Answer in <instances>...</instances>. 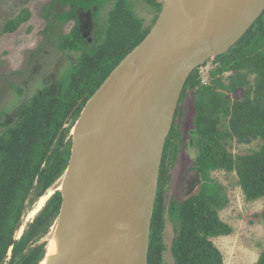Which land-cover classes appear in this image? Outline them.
I'll list each match as a JSON object with an SVG mask.
<instances>
[{"label":"water","instance_id":"95a60500","mask_svg":"<svg viewBox=\"0 0 264 264\" xmlns=\"http://www.w3.org/2000/svg\"><path fill=\"white\" fill-rule=\"evenodd\" d=\"M154 1L161 9L151 30L73 125L54 191L60 211L39 264H148L163 152L186 81L231 50L264 12V0ZM29 216L16 226L9 254Z\"/></svg>","mask_w":264,"mask_h":264},{"label":"trees","instance_id":"16d2710c","mask_svg":"<svg viewBox=\"0 0 264 264\" xmlns=\"http://www.w3.org/2000/svg\"><path fill=\"white\" fill-rule=\"evenodd\" d=\"M156 8L160 9L159 5L156 4ZM41 15L49 21L50 6L44 7ZM30 16L27 8L21 9L15 17L3 23L1 33L15 32ZM146 32L123 47L97 86L91 88V95ZM211 61L216 66L210 72L211 80L203 84L197 68L187 79L180 99L184 101L188 91L195 98L194 128L188 133V145L196 150L192 170L199 178L200 187L182 202L174 200L165 207V174L180 153L181 135L176 120L181 114L177 111L159 172L148 264H163L165 215L177 222L170 246L173 264H223V256L212 239L230 235L232 228L219 218L218 213L226 206L227 200L224 187L211 178L212 172L235 173L237 186L246 202L264 200V12L231 50ZM227 73L230 75L225 82L222 77ZM236 90L242 91L241 96L231 100L227 94ZM42 98L44 104L34 101L27 110L22 106L18 123L0 133V264L8 257L13 233L36 178L38 182L44 181L46 190L60 179L68 163L69 146L63 151L52 152L49 158L56 156L57 159L54 157L49 169H42L59 129L50 107L54 99L47 94ZM37 99L40 97L34 100ZM253 141L261 142L253 152L242 156L230 153L231 144L247 145ZM60 205L61 197L55 195L28 225L23 236L13 245L14 257L10 264H39L43 260L47 242L34 244L50 233ZM257 218L264 226V207ZM255 264H264V251Z\"/></svg>","mask_w":264,"mask_h":264},{"label":"flooded vegetation","instance_id":"af4514ba","mask_svg":"<svg viewBox=\"0 0 264 264\" xmlns=\"http://www.w3.org/2000/svg\"><path fill=\"white\" fill-rule=\"evenodd\" d=\"M156 4L154 0H49L44 5V7L50 6L51 16L49 21L42 17L44 28L40 40L35 48L30 49L29 54H35L36 60L27 75L25 71L15 73L16 79L11 82V84L17 83V85H13L16 91L20 93L23 92V89L26 91L25 96L21 95L24 96L22 105L25 110L29 109L34 101L37 104H44L45 102H42L44 94L54 99V104L50 107L53 108L54 122L56 126H59V129L55 133L42 169H49L53 165L56 156L53 155L54 157L49 158L52 152L54 154L55 151H63L64 148L71 146L73 125L91 96V88L97 86L103 73L113 63V59L120 55L124 46L132 44L145 31L151 30L161 9L160 5V9L156 8ZM145 20L148 21L147 25H145ZM2 28L0 36L13 34L19 29L13 33H1ZM52 49L57 50V52L54 51L55 63L46 67L42 56H49V51ZM32 80L34 82L28 86ZM40 81L43 87L42 91L38 88ZM11 84H7V78L0 81V85ZM29 88L34 93L27 98ZM38 97L40 100H34ZM20 106L14 107L9 113L0 115L4 118L3 121H0V133L18 123L21 111H23ZM1 124L5 126H1ZM68 159L69 156L67 161ZM195 176L196 178L186 185L187 194H193L200 185L199 178L196 174ZM55 183L44 190V181L38 182V178H36L34 189L21 211L17 225L22 223L26 215H30L38 197L49 191L47 193L49 199L47 198L41 212L55 195H60L58 192H54L55 189H51ZM42 197L38 199L37 203ZM34 218L28 221L22 234L16 240H20ZM30 247L31 243L28 244V249ZM9 257L11 263L14 257L13 252L10 255L8 253Z\"/></svg>","mask_w":264,"mask_h":264},{"label":"rangeland","instance_id":"374dc122","mask_svg":"<svg viewBox=\"0 0 264 264\" xmlns=\"http://www.w3.org/2000/svg\"><path fill=\"white\" fill-rule=\"evenodd\" d=\"M27 1L28 0H0V29L5 21L15 17L23 8H27L31 14L30 20L23 24L15 33L0 36V81L7 78V84H11L12 81H15V73H22L23 71H25V73L27 72L26 75L29 73L28 70L31 69L34 60H36L35 54H29L31 52L30 49L37 46L42 29L44 28L41 13L44 5L48 3L49 0ZM147 20H145V25H147L149 21ZM54 51L57 52L56 49H52L49 51V56H42L46 67L51 63H55L56 56ZM215 67L214 63L209 60L198 68V74L203 84L211 80L210 72L215 69ZM229 75L230 73H227L222 77L225 82L226 77ZM33 82L32 80L28 86ZM13 85H17V83L0 85V115L9 113L18 105H21L20 107L23 106L22 104L24 103L26 91L23 89V92L21 91L20 93L15 90ZM38 88L42 91L43 87L41 81L38 82ZM33 93L34 92L29 88L27 98ZM241 93V90H236L235 92L228 93L227 96L230 97L231 100H236L241 96ZM194 99L193 93L188 91V95L184 101H179L177 111L181 114V117L176 120V123H179L178 131L181 135L180 153L175 163L172 166H168L165 174V207L174 200L182 202L187 196L186 185L188 183L190 184L191 180L196 178L195 172L192 170L196 150L188 145V133L194 128ZM3 120L4 118L0 117V121ZM1 126L5 125L1 124ZM231 145L230 153L234 156H242L256 150L259 145H261V142L253 141L251 144L247 145L237 143ZM211 178L224 187L227 204L219 212V216L221 221L232 228L230 235L212 239V242L223 256V264H255L264 251V226L260 219L257 218V214L260 213L264 207V200L246 202L240 188L237 186V176L235 173L216 171L211 173ZM58 186L59 185L55 184L53 188L57 190ZM37 201L38 199L35 200L32 210L36 207ZM39 212L40 210L29 218L32 220ZM176 227L177 222L170 220L165 215V229L162 236V241L165 246L163 264H173L170 246L175 235ZM49 238V235H46L36 244L48 242ZM26 249H28V247H26Z\"/></svg>","mask_w":264,"mask_h":264},{"label":"bare ground","instance_id":"6f19581e","mask_svg":"<svg viewBox=\"0 0 264 264\" xmlns=\"http://www.w3.org/2000/svg\"><path fill=\"white\" fill-rule=\"evenodd\" d=\"M55 184H57V185H59L58 187H57V190H59V188H60V182H59V180H58V182L57 183H55ZM53 188V187H52ZM51 188V189H52ZM50 189V190H51ZM54 189V188H53ZM49 192V191H48ZM48 192H46L45 193V195H44V197H42L40 200H39V202L36 204V207L30 212V216L31 215H35L39 210H41V208L44 206V204H45V202H46V200H48L49 198H48ZM48 198V199H47ZM29 216V217H30ZM20 235V234H19Z\"/></svg>","mask_w":264,"mask_h":264},{"label":"clouds","instance_id":"9594fccd","mask_svg":"<svg viewBox=\"0 0 264 264\" xmlns=\"http://www.w3.org/2000/svg\"><path fill=\"white\" fill-rule=\"evenodd\" d=\"M180 99H181V97H180ZM176 112H177V111H176ZM199 187H200V185L198 186V188H197V190H196L195 192L198 191ZM195 192H194V193H195ZM194 193H193V194H194ZM223 193H224V192H223ZM224 195H225V194H224ZM188 196H190V194H187L186 198H187ZM218 215H219V213H218ZM219 218H220V216H219ZM220 220H221V219H220ZM222 222H223V221H222Z\"/></svg>","mask_w":264,"mask_h":264}]
</instances>
